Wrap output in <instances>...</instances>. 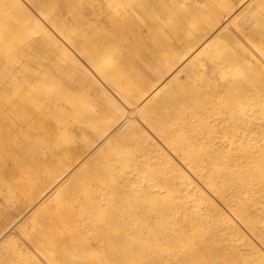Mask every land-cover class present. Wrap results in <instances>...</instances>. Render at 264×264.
I'll list each match as a JSON object with an SVG mask.
<instances>
[{"label": "bare ground", "instance_id": "1", "mask_svg": "<svg viewBox=\"0 0 264 264\" xmlns=\"http://www.w3.org/2000/svg\"><path fill=\"white\" fill-rule=\"evenodd\" d=\"M84 1L0 0V264H264V0Z\"/></svg>", "mask_w": 264, "mask_h": 264}, {"label": "rangeland", "instance_id": "2", "mask_svg": "<svg viewBox=\"0 0 264 264\" xmlns=\"http://www.w3.org/2000/svg\"><path fill=\"white\" fill-rule=\"evenodd\" d=\"M98 1L99 0H86V1H84L85 2V5L86 6H88L90 3H93V4H96V3H98ZM185 1H188V0H185ZM218 2L219 4H221V8H218V10L219 11H221L222 12V10L221 9H223V5L222 4H224L223 2V0H213V1H209V0H205V1H203V0H199L198 1V4L197 5H202V6H204L205 8H209V6L210 5H214V3L215 2ZM223 1V2H222ZM228 1H230V3H233V0H228ZM128 3H127V5H126V7H128V6H130L131 4H130V2H129V0L127 1ZM233 5L235 6V9H231V11L232 10H234V11H236L239 7H240V5L241 4H239V3H237V2H235L234 1V3H233ZM233 11V12H234ZM223 13V12H222ZM169 14L170 15H172V14H174L172 11H169ZM91 22H90V24L93 26L94 25V22H93V19L92 20H90ZM222 23H223V21H222ZM222 23H220V25L222 24ZM3 23H2V21H0V26L2 25ZM15 54V55H18V50L17 51H11V54Z\"/></svg>", "mask_w": 264, "mask_h": 264}]
</instances>
